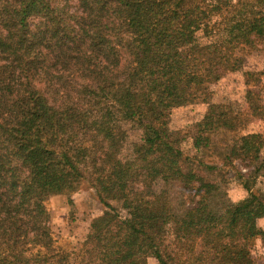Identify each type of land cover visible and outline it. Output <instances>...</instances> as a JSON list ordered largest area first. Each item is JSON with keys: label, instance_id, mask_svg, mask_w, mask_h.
<instances>
[{"label": "trees", "instance_id": "trees-1", "mask_svg": "<svg viewBox=\"0 0 264 264\" xmlns=\"http://www.w3.org/2000/svg\"><path fill=\"white\" fill-rule=\"evenodd\" d=\"M254 49L264 0H0V264H258L264 197L248 190L220 212L213 198L234 160L264 146L249 129L264 102L211 101ZM195 103L208 109L188 155L168 121ZM126 126L140 131L130 162ZM218 143L222 167L204 161ZM87 166L107 173L94 188L103 212L117 201L125 213L59 245L51 199Z\"/></svg>", "mask_w": 264, "mask_h": 264}, {"label": "rangeland", "instance_id": "rangeland-1", "mask_svg": "<svg viewBox=\"0 0 264 264\" xmlns=\"http://www.w3.org/2000/svg\"><path fill=\"white\" fill-rule=\"evenodd\" d=\"M264 68V50L254 49L245 56L242 70L235 71L228 75L225 81L213 85L212 102L231 101L244 105V96L247 91H257L260 99L264 102V73L260 71ZM246 72L256 73L255 76L247 79ZM258 77L256 81L255 78ZM208 106L204 103L189 104L174 109L169 117V129L180 139V147L185 154L192 155L194 148L192 145L193 123L201 118L207 111ZM125 134L119 142V154L125 161L133 159V145L140 140V131L133 127L126 126ZM252 131H259L264 135V119H254L249 125ZM226 146L218 143L214 146L213 152L204 158L208 164L222 167ZM233 168L227 171L228 183L223 190L214 196L213 205L218 212L222 211L226 205L242 199L248 194V190L264 197V146L256 156H247L234 160ZM108 181L107 173L94 172L87 166L86 176L80 181L78 188L67 194L51 199V209L53 211L52 228L58 235L59 245H68L69 241H75L87 232V228L94 217L103 216L110 224H114L116 219H111L113 213L124 215L125 210L120 202L112 201L115 207L113 213L103 212L104 206L94 195L95 187L104 185ZM248 188V189H247ZM184 211L183 207L174 206V212L180 216ZM74 218L75 220L73 221ZM105 221V222H106ZM259 226L264 228V218L259 221ZM259 264L264 260V249L260 242L252 251ZM148 264H155L152 258L148 259Z\"/></svg>", "mask_w": 264, "mask_h": 264}]
</instances>
